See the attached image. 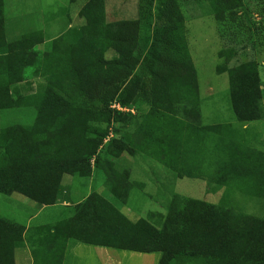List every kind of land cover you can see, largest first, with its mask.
I'll return each mask as SVG.
<instances>
[{"label":"trees","instance_id":"obj_1","mask_svg":"<svg viewBox=\"0 0 264 264\" xmlns=\"http://www.w3.org/2000/svg\"><path fill=\"white\" fill-rule=\"evenodd\" d=\"M202 2L218 21H235L244 5L243 0H138L135 18L107 21L105 0H86L78 13L82 22L53 39L47 60L37 48L45 41L41 30L7 37L0 0V113L22 107L35 113L30 124L0 128V194L19 193L39 205L66 201L65 176H89L92 158L101 163L97 152L107 133L102 125L126 126L128 138L136 122L124 109L146 102L150 110L136 129L142 151L181 177L207 176L212 184L264 199V152L222 136L218 125L198 126L180 117L195 116L197 104L184 8ZM34 77L44 78L36 90L12 92ZM228 85L240 121L263 117L255 61L228 69ZM125 142L116 143L125 147ZM209 159L213 172L204 167ZM113 169L104 163L106 182L116 193L122 188L114 182H124L126 175L118 177ZM225 199L213 205L176 194L161 230L143 220L131 229L116 227L109 216L113 206L93 192L74 207L72 218L41 227L38 242L47 249L39 258L33 250V264H60L68 240L157 251L160 264H264V219L229 208ZM3 226L0 216V234ZM0 264H13L12 249L0 248Z\"/></svg>","mask_w":264,"mask_h":264},{"label":"rangeland","instance_id":"obj_2","mask_svg":"<svg viewBox=\"0 0 264 264\" xmlns=\"http://www.w3.org/2000/svg\"><path fill=\"white\" fill-rule=\"evenodd\" d=\"M3 1L4 14L7 18V37L13 39L30 31L41 30L48 41L37 48L47 55V60L51 56L49 53L53 49V39L68 28L67 13L74 16L73 20H70L72 25L80 24L82 20L78 13L82 4L86 2V0ZM243 2L244 5L238 10L235 21L216 20L204 2L184 8L189 51L197 73V104L193 105L195 116L187 118L183 112L180 117L198 126L218 125L220 128L217 132L222 136L232 137L240 144L264 152V0ZM107 7L108 20L111 21L129 19L136 15L133 6L129 4L124 6L121 14H113L115 7L113 0H108ZM44 15L46 20H42ZM248 61L257 63L263 117L258 120L240 121L230 103L228 69ZM43 83V77H34L27 83L16 85L12 92L25 95ZM149 110L150 105L146 102L135 103L131 109L126 110L133 114L136 122L131 127L132 132L128 138L124 133L126 126L120 127L118 123H112L109 127L102 125L107 128V133L97 152L102 159L101 163L97 164L95 157L92 158L89 176H65L64 195L67 198L64 206L53 205L37 213L36 204L28 201L26 197L15 193L0 194V215L22 225L53 223L72 218L74 207L95 192L113 206L114 211L110 210L109 216L112 215L115 226L119 228L131 227V224L143 220L153 228L161 230L170 201L176 194L213 205L221 203V199L226 196L225 201L229 208L264 219L263 198L244 194L229 184L222 186L212 184L208 182L207 176L181 177L155 157L142 151L138 145L140 135L136 133V129ZM34 116L31 108L7 109L0 113V128L11 123L30 124ZM117 140L126 141V146L121 147L116 143ZM209 144L212 145L211 142ZM106 161L113 166L118 177L119 172L126 175L124 182H114L122 188L118 187L116 193L110 189L111 182H106L104 172ZM204 167L206 171L213 172L214 160L206 161ZM15 252V257H19V252L23 253L26 250L19 249ZM19 263L27 264L22 260Z\"/></svg>","mask_w":264,"mask_h":264},{"label":"crops","instance_id":"obj_3","mask_svg":"<svg viewBox=\"0 0 264 264\" xmlns=\"http://www.w3.org/2000/svg\"><path fill=\"white\" fill-rule=\"evenodd\" d=\"M137 2L138 0H113L115 7L113 8L112 12L113 14H121L124 6L129 4V6H133V10L135 12L134 14L137 15ZM107 3L108 0H105V16L107 21H111L108 20V7L106 8ZM136 15L132 18H135ZM66 16L68 20V26H70V20H73L74 16L72 15V13H67ZM42 20H46L45 15ZM44 40V42L48 41L46 40V38H44ZM15 194L22 195L19 193ZM26 199L28 198L26 197ZM28 201H31L32 203H34V205L36 204L37 213L41 212L42 210L48 207L53 206L39 205L38 203L30 199H28ZM64 202L57 203L55 205L64 206ZM1 217L3 218L4 226L3 229H1L0 234V248L13 250V264H20V260H22L23 263L33 264V250H35V252H38L36 258H39V256H41V254H43V252L47 249L45 243L41 244L40 241L38 242L39 238L43 236L42 231H40L41 227L51 225L55 222L30 226L28 223L22 225L10 219H6L3 216ZM51 247L52 250H55V245H52ZM19 249L26 250V252H19L20 256L15 257V251ZM160 257L161 253L157 251L152 253H145L132 250L117 249L113 247L99 246L95 244H88L76 240H68L65 245L63 244V254L60 264H160Z\"/></svg>","mask_w":264,"mask_h":264},{"label":"built area","instance_id":"obj_4","mask_svg":"<svg viewBox=\"0 0 264 264\" xmlns=\"http://www.w3.org/2000/svg\"><path fill=\"white\" fill-rule=\"evenodd\" d=\"M118 108H120L119 106H117ZM124 110H127V109H124Z\"/></svg>","mask_w":264,"mask_h":264}]
</instances>
